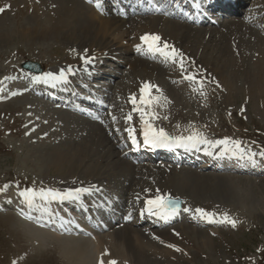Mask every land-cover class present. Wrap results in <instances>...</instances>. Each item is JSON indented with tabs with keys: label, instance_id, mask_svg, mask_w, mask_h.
I'll return each instance as SVG.
<instances>
[{
	"label": "rangeland",
	"instance_id": "1",
	"mask_svg": "<svg viewBox=\"0 0 264 264\" xmlns=\"http://www.w3.org/2000/svg\"><path fill=\"white\" fill-rule=\"evenodd\" d=\"M72 2L75 4L76 0H51L48 5L43 0H0V8L10 5L0 13V189H4L0 191V264H74L70 261L66 262L60 249L52 246V242L47 243L45 247H33L21 226V222L28 224L27 221H30V217H34L37 227L48 232L38 217V215L44 217L38 208L40 205H42L40 208L46 210L45 214L50 211L48 213L50 216H52L51 211L54 210L55 213H59L65 218L66 212L63 210L61 213L60 207L51 208L53 201H45L39 195L33 201L38 212L28 208L21 210L16 204L19 201H24L23 197L19 195L22 190L33 189L39 193L41 189H54V179L62 176L80 175L79 173L84 170L85 165L99 158L102 153L99 151L96 154H91L92 143L84 142L86 139H80L84 142V147L79 146L77 149L71 148L73 145H81V141L64 144L65 138L55 139L54 149H51L53 147L50 146L51 148L49 147L47 150L46 139L43 143V140H38L37 135L39 131V133L44 131V127L47 125L46 121L38 123L40 117L45 118V115L34 111V109L33 111L29 109L30 103L36 105L39 101L35 99L28 101L21 97L23 93L30 94V90H26L29 87L24 86V80L29 76L24 75L25 71L20 68L21 62L26 60L37 62L41 64L44 72H49L56 65L66 63L63 61L64 56L71 46H77L79 42L83 43L81 30L86 24L84 22L86 20L81 19L77 24L81 27H79L80 31L76 29L77 31H74L73 35L68 34L58 42L37 38L40 35L45 38L53 31L62 29L61 19H73L74 12L77 15L79 10ZM248 2L250 5L244 10L246 13H241L229 24L226 22L216 27L204 24L200 27L197 26L199 30L194 31L196 28L187 23L188 29L183 30L186 34L181 37V41L184 40L182 48L195 61L193 68L188 69L186 74H189L190 71L193 73L195 70L198 71L197 73L200 75L197 76V79L204 81L203 91L206 95L203 96L199 91H193L197 85L183 78L186 74L181 72L178 65L172 63L165 66L149 61L146 63V67L142 65L140 57L137 56L136 46L141 42V40L138 41L137 36L145 29L140 32V30L136 31V27L144 24L152 16L145 18L129 16L125 19L128 22L126 27L107 25V18H114L113 14L110 17H107V14L103 15L105 17L96 14L97 16L92 20L94 26L100 28V32L93 39L94 41L90 42H94L96 45L103 42L109 48H116L115 59L123 60V63H117L115 59L116 62L113 59L104 58L102 55H98L95 60L99 62V64L95 63L96 67L103 64L101 69L105 70L97 77L103 88L95 89L100 93L109 94L108 98H113L117 105L118 120L120 121L118 129L120 131L124 132L123 129L126 128L127 122H133L137 129L138 118L131 111L130 97L133 95L139 97L140 85L151 82V75L155 72L160 77L153 82L161 86L166 85L164 87L168 89V97L171 99L170 96H172L170 102L165 104L164 101H161L153 108L160 112L159 117L162 123L164 122L163 129L167 133L175 135L197 130L209 140L215 141L224 138L239 140L245 153H257L253 160H249L248 155L241 158L226 153L220 159L226 160L230 166L228 165L229 167L227 166L223 171L212 167L200 171L185 167L180 171L171 168L149 169L148 165L152 163L148 162L137 165L139 169L131 172V175L134 174V178L130 187L126 181L123 182L125 184L112 187L113 190L118 188L117 192L123 190V187L129 189L127 193L129 200L134 203L131 206L134 211L137 212L143 203L139 201L138 205L135 203L136 200L143 199L144 194L160 195L171 191L186 195L184 198L183 196L172 197L181 199V211L189 208L192 210L190 213H195V209L202 208L206 212L213 213L214 216L209 220L211 224L180 220L167 228L161 227L146 231V228L141 230L137 226L140 234L137 232L134 234L138 235L143 242L141 247L144 250V255L140 257L144 258H136L135 255L132 259L129 255L135 253L133 247L137 244L135 236L133 239L130 238L132 233H129V236L126 230H122L120 235L119 232L118 235L125 244L117 246L115 241L120 240V237L113 233L114 230H117L115 227L98 235L88 230L90 233L87 236L93 238L92 241L100 242L98 246L94 245L99 252L103 253V258L113 259L110 258L113 256L122 258L123 260H120L123 264H264V157L258 155L260 151L264 150V36L259 32V29L250 28L251 26L246 23L247 19L241 20L247 16V13H250L252 19L255 16L256 20L264 21V0ZM69 10L73 13L69 14ZM85 10L88 13H93L88 7ZM118 18L121 19L119 16ZM158 18L163 17L158 16ZM174 20L170 21L174 22ZM175 22L182 24L178 21ZM258 26L262 27L260 24ZM59 31H63V29ZM190 34L195 38H191ZM100 41L102 42L100 43ZM200 50L203 51L208 62L205 58L201 59L196 56V52H200ZM81 57V55L78 56V59ZM153 66H156V70L153 69L155 68ZM143 69L146 71H141ZM113 78H115V83L112 85V89L110 87V90H107L105 84L112 83ZM78 93L82 94V91H78ZM40 105L43 107L45 103ZM107 111L111 116L114 105ZM33 113L34 115L29 116ZM128 113L132 114L131 120L127 119ZM55 115L53 114V117ZM56 117L60 119L59 116ZM59 119L55 120L58 124L62 121ZM111 122L114 123L113 119ZM40 127H43L42 130ZM46 130H48L47 126ZM63 131L67 132L66 129H62ZM138 131L137 129V133ZM113 133L114 131L109 132L111 135L110 145L112 143L120 144L118 139H121L122 135L119 136L118 133L113 135ZM223 147L220 145L219 151H213L212 155L219 156ZM123 148L120 145L115 148L114 155L117 154L116 152L124 151ZM88 151L90 155L85 157ZM108 160L100 159L101 163H106ZM145 160L143 159V161ZM79 162H84L80 169L77 165ZM128 163L131 165L130 161ZM218 163L219 161L215 165L217 166ZM75 165H77V169ZM123 169L125 170V167ZM99 170L93 173L90 171L89 177H95L91 174L97 173ZM108 170L110 172L106 176L104 175L105 178L111 177L119 169ZM74 171L76 174L73 173ZM86 175L84 179L88 177ZM5 185L7 188H4ZM49 186L50 188H48ZM57 191L65 192V190ZM7 201L15 204V208L3 206ZM8 203L6 205H9ZM64 207H67L66 204ZM20 213L28 214L20 221L17 215ZM73 214L75 213H68L72 216ZM225 214L228 220L224 219ZM72 216L69 219H72ZM192 216H197L192 217L193 219H202L196 213ZM75 217L77 216L75 215ZM230 221H235V226ZM50 227L52 226L50 225ZM50 231L52 230L49 228V234L56 233L58 235L56 230ZM169 245H174V247H169ZM177 248L180 251H177ZM106 253L108 257L104 255Z\"/></svg>",
	"mask_w": 264,
	"mask_h": 264
},
{
	"label": "bare ground",
	"instance_id": "2",
	"mask_svg": "<svg viewBox=\"0 0 264 264\" xmlns=\"http://www.w3.org/2000/svg\"><path fill=\"white\" fill-rule=\"evenodd\" d=\"M50 1L51 0H43V2L47 5L50 3ZM72 3H71V5H72ZM77 4L78 5L82 4V5L78 7ZM74 5H76L78 10H79L77 12V15L74 12V18L73 19L63 18L60 20V22H61L60 24L62 25L63 31H59L62 29H57L56 31H53L52 33H50L49 36H47L45 34L46 35L45 38L41 35L40 36L38 35L39 37H37V38L43 39V40L44 39L45 40L50 39L52 41L58 42V40L67 37L68 34L71 35L74 31H77V30L80 31V29H79L80 25H77V24L80 23V19H81L83 21L86 20V21H84L86 24L84 25V27L82 26L83 29L81 30V36H82L81 40L83 41V43L79 42V45L71 46L68 49V51L65 53L66 55L64 56L63 61H65L66 62L65 64H67V65H65L64 63H60V64L56 65L54 67V69L50 70L49 72H45L42 75H38V76H43L46 73H52L55 76H59L61 71H64L66 79L67 78L69 79V81H68L69 85L73 84L74 87L80 86V87H84V88L88 89L89 84L96 85V84H93L94 83L93 81H95L97 79V77H99L103 72H105V70L101 69V68H103V64H101L97 68V67H95V61H93V60L97 59L98 55H102V57L108 58V59H115L117 49L114 47L109 48V46L106 44H103L102 41H100V43L102 42L101 44L97 43V45L94 44V42H90V41H94L93 39H95L97 37V34L100 32L99 31L100 28L99 29L96 28L92 22V20L94 19V17H96L98 15V13L95 12L92 8H90L86 4H84L81 0H76V3ZM49 7H50V5H49ZM86 7H88L90 10H92L93 13H88V11L85 10ZM108 12H112V10L108 9ZM146 12H150V10L148 9V10H146ZM72 13L73 12H71L69 10V14H72ZM86 14H87V16H86ZM112 14H113L115 19L114 18H107V22H106L107 25H110V26L114 25L116 27H126L127 26L128 22L126 20L119 19L118 16L115 15V12H112ZM262 22L264 23L263 20H262ZM262 22H261V20L257 19L251 23H254V25H256V24L259 25V23H262ZM229 23H231V22H228L226 24H229ZM251 23H249V24L247 23V24L250 25ZM261 26L264 28V26L262 24H261ZM152 28H155V29H152ZM185 28L188 29L187 22L183 23V24H179V23H176L175 21L173 22V21H170L166 18H158L157 16H152V17H149L148 20H146L144 22V24L138 25L136 27V31L140 30V32H141L142 29H145V30H143V32H141L137 36L138 38H140L142 35H144L146 33L158 34L161 37V42L166 41L168 44L174 46L176 49H179L184 54V56L186 58L185 68L188 70V69L193 68V62L195 64V61H194V58H191L184 51L185 49L182 48V44L184 43V40L181 41V37L183 36V34H186V32L183 31ZM194 28H196V29H194V31L199 30V29H197V27H194ZM228 28H231V27H228ZM192 31H193V29H192ZM168 32H169V37H168ZM175 33H177V34L175 35ZM190 37L195 38L191 34H190ZM201 45H203V44H201ZM199 46H198V48L200 49L201 46L200 47ZM144 49H145L144 54H141L140 52L138 54L140 57V60L142 62V65L144 67H146L145 65L148 62V60H147L148 58L153 59V57H161V56H159V54L153 55L151 53H147L146 48H144ZM200 52L197 51L196 56H198L201 59L205 58L206 62H208V59L203 55V51L200 50ZM80 55L82 57L88 58L90 60V62L85 63V61H84V59H82V57L80 59H78V56H80ZM154 59H157V58H154ZM115 60H117V59H115ZM157 60H161V58L157 59ZM128 62H129V60H128ZM117 63H123V60L122 59L117 60ZM170 63H171L170 61L169 62L164 61L165 66H168ZM190 63H192V64H190ZM69 64H71V65H69ZM96 64H99V62H97ZM153 67H155L153 69L156 70V66H153ZM69 69H71V71H68ZM141 71L144 72L146 70L143 69ZM194 72L195 73L190 71L189 74H196V76L200 75L197 73L198 72L197 70H195ZM23 73L26 76L31 75L32 80H31V82L28 81L27 79L24 80V86L26 85L25 86L26 88H27V86L29 87L26 90L29 89L30 94H24L23 93V95H21V97L26 98V100H28V101H29V99L33 100V101H34V99L36 101H39V103H36V105H33L29 102L30 103L29 109L32 111L34 109V111H37V112L45 115V118L43 116L40 117V119L38 120V123H40V121L42 123H43V121H46V124H47L46 126L48 127V130H46V126H45L44 131H41V133H39L40 132L39 131L37 133V135H38V140H43V143H44V140L46 139L45 143L48 146V147H46V149L49 148L50 146L53 147V143H54L55 139L58 140V139H64L65 138L63 141L64 144L65 143H74L76 141L80 142L82 139H86V141H84V142L88 141L89 143H92L91 145H92L93 150H92L91 154H93V153L96 154V152L102 151V153L99 155L100 159H105V160L111 159V160H108L106 163H101L100 159L97 158L93 162L86 164L84 167V170L81 171L80 173L78 172L80 174L78 176H76V175L71 176L70 175V176H62V177H59L57 179H54V186L53 187L58 188L57 190H65V192H67L70 190H75L77 188H90L91 189L90 192L82 193L80 195L79 199L69 198V199L62 200V204H66L67 207L71 208L72 210H74L78 213H86L88 211L87 209H90L88 211L89 213L96 212L97 209L100 210L101 209L100 205H101L102 200H104L107 203L105 198L109 197V195H111V197H113V196L116 197V195H115L116 191L113 190L112 187L115 185L117 186V185L125 184V183H123L125 181H126L127 185H129L128 187H130L131 184H133V178H134V174L131 175V172H132V170L139 169L138 166L135 167L132 164L130 165L128 163V161L124 160L121 157V155H122L121 152H116L117 154L114 155V152H115L114 149L117 147L118 143H112V145H110L109 138L111 137V135L109 134V132H111V131L115 132V129L120 131L118 129L120 127V123H118L119 121H118L117 105L114 103L113 98H108V101H109L108 107L113 108V105H114V111L112 112V115L110 116L108 113H106V114L105 113H96L95 110H93V111L87 110V113L90 115V117L94 121L87 120L85 117L77 116L73 113V112H76L77 110L80 111L79 113H82L83 110L81 108H79L76 103H73V104L69 103L71 93H68V92L67 93L66 92L61 93L60 96L63 97L62 99H60V98L57 99V97H56L57 95L60 94V92L56 91L55 95L51 93L49 96V101H53L56 103L59 102V104H56V105H50L49 102L44 101L42 94H41V91H43L46 87H49V83H51V85L56 86L59 84V82L62 83L66 79L63 81H50L49 83H44L43 81L35 82V81H33V77H38L37 75H33V74L28 73L26 71ZM159 77L160 76L155 72L151 75V82H149V83H151L152 85L155 84V86H157V87L160 86V88H159L160 92H157L155 90V88H153L152 89V95L153 96L166 97L167 101L170 102L169 100H172V96H170L171 99L168 97V95H167L168 89L164 87L166 85L161 86V85H157L156 83L153 82L154 80H157ZM161 83H165V82H161ZM143 84L140 85V88ZM138 96H140V92L138 93ZM137 99H139V97H137ZM161 101H163V99H161ZM42 103L43 104L45 103L46 106L43 105V107H41L40 104H42ZM154 107L155 106L153 105V108ZM68 109H70V110H68ZM131 111H132V113L134 112L138 116V127H137V129L140 130V132L142 133L141 137L144 138L143 137V124L141 122L140 114L137 111L133 110V105H131ZM153 111L156 113V116H157L156 119H153L151 121L153 126L156 128H163L164 122L162 123V120L159 117L160 112L155 110V109H153ZM184 112H186V110H184ZM53 114H56V115L53 117ZM88 114H86V115H88ZM32 115H34V113L29 115V116H32ZM61 115H63V118H61ZM129 115L132 116L131 113H128L126 116L128 117ZM56 116H59L60 119L57 118ZM111 117L113 118L114 121H116L118 123L117 125L116 124H112V125L110 124L109 120H111L110 119ZM47 119H49V120H47ZM57 119L62 120V121H60L58 124V122L56 123V121H55ZM41 128H43V127H40V129ZM179 128H181V127H179ZM62 129H66L67 132L65 133L63 131L64 132L63 133ZM129 129L134 130L132 122H129L128 127L124 128V131H126V130L128 131V136H129ZM68 131H70V132L68 133ZM194 131L199 132L197 130H193L189 133H187V132L176 133L173 136L174 137H177V136L187 137V136L191 135ZM78 132H80L79 136H78ZM133 134L135 135L134 131H133ZM128 138H129V140H131L130 137H128ZM84 142L81 141L80 142L81 145H76V146L73 145V148H71V149H77L79 146L84 147L83 146ZM57 145L59 146L60 143ZM90 146H89V148H91ZM113 146H114V148H113ZM206 147H208V151H210L211 153H213V151H216V152L219 151V148H218L219 146H216V147H209L206 145H200L199 146L200 150H203L201 152H204L205 151L204 149ZM182 148H185V147H182ZM213 148H214V150H213ZM51 149H54V147ZM100 149H102V150H100ZM185 149H189L190 151L196 150L195 148H185ZM200 150L198 152H200ZM82 151H83V148H82ZM61 152H63V151H61ZM85 152H86V150H85ZM89 155L90 154L88 151L87 155L85 157H88ZM209 157H211V159L214 158L213 155H209ZM83 163L84 162H79V164H77L79 169L81 168ZM77 165H75V167ZM124 167H125V170L123 169ZM100 168H101V170H99ZM112 168L113 169H115V168L119 169L118 172L116 171L118 174L114 173L111 177L105 178L104 175L106 176V174H109V172H110V170H108V169H112ZM148 168L149 169L171 168V169L178 170V171L182 170V168L180 169L174 165H169L165 162H158L156 165L149 164ZM76 169H77V167H76ZM97 170H99V172L91 174L95 177H89L90 175L88 173H90V171H91V173H93ZM107 170H108V172H107ZM73 173L76 174L75 171ZM85 174H87L86 176H88V177H86L84 179ZM37 182H39V181H37ZM48 188H50V186ZM117 190H118V188H117ZM128 190L129 189H127V187H123V190L121 189L122 194H126ZM101 193H103V194H101ZM160 195L166 196V197L167 196H171V197H182L183 196V198L186 196L185 194L173 193L171 191L164 192ZM155 196L156 195H152L149 193H146L143 195L145 202L148 199L154 198ZM37 198H38L37 196L34 197V201ZM41 199H43V198H41ZM43 200H45V199H43ZM124 201H127V199L126 198H120V199L116 200V203L118 202L119 205H122ZM28 209H30L31 211L33 210L35 212H38V210H36V208L34 207V204L29 206ZM106 219L113 222L114 224L121 221V220L122 221L124 220L127 223L125 217H123L122 215L117 213L115 210H111L110 208H108L106 210ZM49 220L51 223L50 225L52 227L57 225V218L54 217L53 215L50 216ZM27 222H28V224L26 222H21L22 224L21 223L20 224L24 228L25 232L23 230L22 231L24 232V234L26 233L25 236L28 238V241L31 243V245L33 247L34 246L35 247L38 246L40 248L45 247V245L47 243L50 244L52 242V246H56V248L60 249L61 254L64 255L62 257L65 259V261L66 262L70 261V262H73L74 264H97V263L99 264V262L101 260L104 261V264H108V262L110 261L106 258H103L102 254H98L99 250L94 245V243L97 244V240L92 241V240L87 239V238H79V237H72V238L64 237L63 238V237L58 236L56 233H50L49 234L48 232L40 230L37 227V225L35 224V218L34 217H30V221H27ZM140 223L141 222L136 221L133 223L125 224V225L121 226L122 228H120V226H117V227H115V229H117V230H114V232H113L116 236H119L120 234H122V232H121L122 230H126L128 235H129V233H132L131 236L129 235L130 238L133 239L135 236L134 239H136V241H137V244L133 247V251L135 253L129 254L132 259H134L133 257L135 255H136V258H144V257H140V256L144 255V250L141 247L143 242H141V240L139 239L140 237L138 235L134 234V232L139 233L137 226H139ZM102 225L107 227V228L109 227V229H112L114 227L111 225L108 226V224H106L105 222H103ZM118 227H119V229H118ZM118 233H119V235H118ZM124 237H126V236H124ZM107 239L110 242L108 237H107ZM119 239L120 240L115 241L117 246L125 244L124 242H122L121 237ZM98 243H100V242L98 241ZM97 246H98V244H97ZM129 255H128V257H129ZM146 255H148V254H146ZM120 259L123 260L122 258H116L115 259V260H117V264H123Z\"/></svg>",
	"mask_w": 264,
	"mask_h": 264
},
{
	"label": "snow or ice",
	"instance_id": "3",
	"mask_svg": "<svg viewBox=\"0 0 264 264\" xmlns=\"http://www.w3.org/2000/svg\"><path fill=\"white\" fill-rule=\"evenodd\" d=\"M89 2H92V0H89ZM8 7H10V5H6L5 7L0 8V13L4 12ZM96 7H100L99 0H96ZM140 40L143 45H146L147 53H151L153 55L159 54V56H161L165 62L170 61L171 63L178 65L182 73L187 72V69L185 68L186 58L184 54L179 49H176L174 46L168 44L166 41L161 42L160 35L154 33H146L140 37ZM136 48L137 51L141 54L145 53V49L142 48L141 45H137ZM82 59H84L85 63L90 62V60L86 57H82ZM68 71H71V69H69ZM183 78L197 85V87L193 88V91H199L202 96L206 95V93L203 91L204 81L202 79L198 80L196 74H186ZM65 79L66 76L64 71H61L59 76H55L52 73H46L43 76L33 77V81H43L44 83H49L50 81H63ZM153 88H155L157 92H160V89L157 86L152 85L149 82H145L140 88L139 99H137L135 95L130 97V102L133 105V110L137 111L140 114L141 122L143 124V137L145 144H150L153 147L171 148L179 146L185 148H195L197 151L200 150V145H206L209 147L222 145L224 147L220 153L221 156L225 155L226 153H231V155L240 156L241 158H243L244 155H248V159L253 160V158L257 155V153H245V150L241 148V142L239 140H231L230 138H224L222 140L215 141L209 140L202 133L195 131L187 137H172L169 136V134L166 133L163 128L154 127L151 121L153 119H156L157 116L153 111V105L160 104L161 99H163L165 104L168 101L166 97L153 96ZM127 119L131 120V115H129ZM129 137L132 140L133 145H136L137 141L132 129H129ZM204 150L207 154H212L210 151H208V147H206ZM258 155L264 157V150L260 151ZM4 188H7V185H5ZM3 190L4 189H0V191ZM90 191V188H77L75 190H70L62 193L54 189H41L40 192L37 193L33 189H25L19 192V195L23 197L24 201L29 206H31L34 201V197H36L37 195L45 200H65L69 198L79 199L82 193H87ZM179 203L180 201L178 199H173L170 196L166 197L157 194L154 198L148 199L146 201V210L150 215H157L161 216L164 219H168L169 217L174 216L179 211ZM184 211L189 212L192 210L189 208H185ZM195 213L198 214L201 218L208 220H211L214 216L213 213L206 212L202 208L195 209ZM224 219L228 220L226 214L224 216ZM230 222L233 224V226H235V221ZM169 247H174V245H169ZM176 250L180 251V249L178 248ZM99 264H104V261L101 260ZM108 264H117V261L111 260L108 262Z\"/></svg>",
	"mask_w": 264,
	"mask_h": 264
},
{
	"label": "water",
	"instance_id": "4",
	"mask_svg": "<svg viewBox=\"0 0 264 264\" xmlns=\"http://www.w3.org/2000/svg\"><path fill=\"white\" fill-rule=\"evenodd\" d=\"M21 67L24 68L25 70L35 72V73H39L42 71L38 63H34L31 61H25L24 63L21 64Z\"/></svg>",
	"mask_w": 264,
	"mask_h": 264
}]
</instances>
